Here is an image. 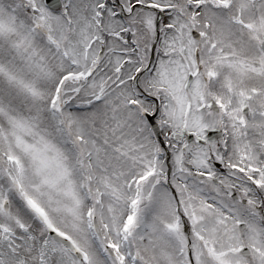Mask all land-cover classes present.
<instances>
[{"label":"snow or ice","instance_id":"6c2138e0","mask_svg":"<svg viewBox=\"0 0 264 264\" xmlns=\"http://www.w3.org/2000/svg\"><path fill=\"white\" fill-rule=\"evenodd\" d=\"M0 264H264V0H0Z\"/></svg>","mask_w":264,"mask_h":264}]
</instances>
